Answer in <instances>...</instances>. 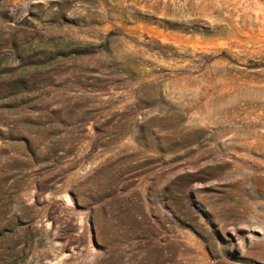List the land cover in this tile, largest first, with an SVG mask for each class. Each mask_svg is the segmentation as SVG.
<instances>
[{"label": "rangeland", "instance_id": "374dc122", "mask_svg": "<svg viewBox=\"0 0 264 264\" xmlns=\"http://www.w3.org/2000/svg\"><path fill=\"white\" fill-rule=\"evenodd\" d=\"M0 264H264V0H0Z\"/></svg>", "mask_w": 264, "mask_h": 264}, {"label": "bare ground", "instance_id": "6f19581e", "mask_svg": "<svg viewBox=\"0 0 264 264\" xmlns=\"http://www.w3.org/2000/svg\"><path fill=\"white\" fill-rule=\"evenodd\" d=\"M259 137V136H258Z\"/></svg>", "mask_w": 264, "mask_h": 264}]
</instances>
